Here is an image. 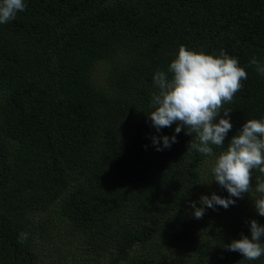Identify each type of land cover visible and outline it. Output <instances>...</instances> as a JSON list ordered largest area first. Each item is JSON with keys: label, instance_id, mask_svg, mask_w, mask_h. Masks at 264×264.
<instances>
[{"label": "trees", "instance_id": "16d2710c", "mask_svg": "<svg viewBox=\"0 0 264 264\" xmlns=\"http://www.w3.org/2000/svg\"><path fill=\"white\" fill-rule=\"evenodd\" d=\"M25 3L0 24V264H80L67 243L110 252L111 264H264L225 247L251 235L252 219L264 225L253 201L264 174L253 172L252 194L196 219L190 202L228 192L203 190L204 155L188 151L185 130L157 151L152 137L176 125L157 132L147 115L155 72L185 45L224 50L248 73L224 105L233 128L216 155L248 119H264V76L249 66L264 63V0Z\"/></svg>", "mask_w": 264, "mask_h": 264}, {"label": "clouds", "instance_id": "9594fccd", "mask_svg": "<svg viewBox=\"0 0 264 264\" xmlns=\"http://www.w3.org/2000/svg\"><path fill=\"white\" fill-rule=\"evenodd\" d=\"M25 10V0H0V24L9 23ZM249 66L264 76V63L255 56L251 58ZM247 76L239 58L224 50L214 55L189 49L185 45L179 47L167 71L157 70L153 76L157 91L152 93L150 106L154 110L147 114L148 118L157 132L176 125L175 134L171 137H152L156 150L170 149L177 142L176 134L185 130V134L193 136L188 151L216 157L211 169V181L214 180L228 192L227 197L216 193H212L211 197L202 195L199 206L196 201L190 202L196 219L203 218L206 208L220 206L227 209L235 205L237 199L243 198L245 193L252 194L253 172L264 174V119H248L231 137L227 148L218 155L213 147L224 148L225 139L233 128L230 118L232 109H226L224 105L232 102ZM255 191L260 194L259 198H252L255 210L264 216V180L259 177ZM250 231V236L242 235V238L234 239L225 247L241 253L247 261H255L264 256V225L252 219ZM27 236V232H22L21 242Z\"/></svg>", "mask_w": 264, "mask_h": 264}, {"label": "rangeland", "instance_id": "374dc122", "mask_svg": "<svg viewBox=\"0 0 264 264\" xmlns=\"http://www.w3.org/2000/svg\"><path fill=\"white\" fill-rule=\"evenodd\" d=\"M106 65V64H105ZM105 69L106 67L104 66L103 62H97L94 65V68L92 69V78L97 81H102L105 75ZM215 156H203V162L200 165V174H201V186L204 190L205 187L210 186L209 188L213 187H220V185L215 182L212 176V167L215 163ZM211 181V182H210ZM210 182V183H207ZM201 196V195H199ZM36 217H39L40 213H35L34 214ZM210 227V226H209ZM216 228H214V231ZM210 232H212L210 230ZM207 236V235H206ZM205 236V237H206ZM89 248V247H88ZM90 249V248H89ZM65 251H69V255L73 254L74 256H78L81 260L80 264H111L110 263V252L98 254L90 249L85 250L84 248H80L79 245L74 244V243H67L66 246L64 247ZM124 264H127L123 262ZM39 264H47V262L41 261Z\"/></svg>", "mask_w": 264, "mask_h": 264}]
</instances>
